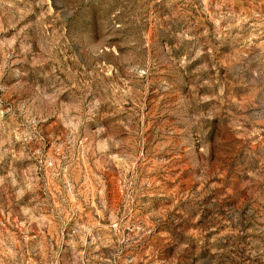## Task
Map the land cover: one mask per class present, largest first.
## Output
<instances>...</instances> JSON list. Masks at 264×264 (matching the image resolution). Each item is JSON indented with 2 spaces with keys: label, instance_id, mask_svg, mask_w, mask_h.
Here are the masks:
<instances>
[{
  "label": "rangeland",
  "instance_id": "obj_1",
  "mask_svg": "<svg viewBox=\"0 0 264 264\" xmlns=\"http://www.w3.org/2000/svg\"><path fill=\"white\" fill-rule=\"evenodd\" d=\"M0 264H264V0H0Z\"/></svg>",
  "mask_w": 264,
  "mask_h": 264
}]
</instances>
